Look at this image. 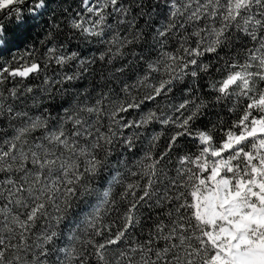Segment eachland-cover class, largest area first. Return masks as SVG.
<instances>
[{"label":"snow or ice","instance_id":"obj_1","mask_svg":"<svg viewBox=\"0 0 264 264\" xmlns=\"http://www.w3.org/2000/svg\"><path fill=\"white\" fill-rule=\"evenodd\" d=\"M0 264H264V0H0Z\"/></svg>","mask_w":264,"mask_h":264}]
</instances>
